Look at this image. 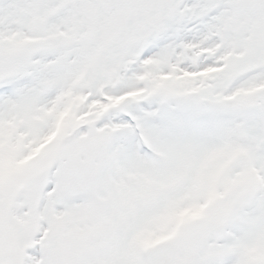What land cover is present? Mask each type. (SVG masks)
<instances>
[{"label": "snow or ice", "instance_id": "6c2138e0", "mask_svg": "<svg viewBox=\"0 0 264 264\" xmlns=\"http://www.w3.org/2000/svg\"><path fill=\"white\" fill-rule=\"evenodd\" d=\"M0 264H264V0H0Z\"/></svg>", "mask_w": 264, "mask_h": 264}]
</instances>
